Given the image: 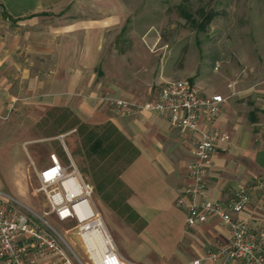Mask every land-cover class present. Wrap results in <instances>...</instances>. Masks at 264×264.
Masks as SVG:
<instances>
[{"label":"crops","instance_id":"obj_1","mask_svg":"<svg viewBox=\"0 0 264 264\" xmlns=\"http://www.w3.org/2000/svg\"><path fill=\"white\" fill-rule=\"evenodd\" d=\"M69 1L0 0V117L9 115L10 124L9 129H0V136L18 138L22 145L30 143L36 124L56 109H69L88 125L114 127L133 147L118 175L126 193L122 222L115 208H106L104 217L93 204L118 253L135 264H189L229 239L227 228L215 217L187 228L186 211L177 205L181 189L189 183L186 167L192 159L191 137L180 134L159 115H122L108 103L114 98L150 101L168 79L138 76L136 68H126L123 55L115 56L113 62L109 59L105 67V22L68 23L64 8ZM137 46L147 59L149 53L141 44ZM262 58L249 73L227 80L218 89L206 86L202 94L227 95V84L235 82L237 94L223 105L216 122L230 135L232 145L228 153L213 156L206 197L224 201L237 190L249 193L250 204L239 217L264 227ZM59 147L49 146V155L55 154L64 163L57 154ZM49 155L38 165L32 159L30 166L23 161L17 165L24 173L21 179L36 177L35 172L49 163Z\"/></svg>","mask_w":264,"mask_h":264},{"label":"rangeland","instance_id":"obj_2","mask_svg":"<svg viewBox=\"0 0 264 264\" xmlns=\"http://www.w3.org/2000/svg\"><path fill=\"white\" fill-rule=\"evenodd\" d=\"M64 11L68 23L105 22V67L109 59L113 62L115 56L123 55L126 68H136L138 76L184 79L201 93L206 86L218 89L227 80L249 73L264 56V0H72ZM209 15L212 19L207 25ZM58 17L53 15V19ZM139 44L149 53L147 59L136 48ZM138 62L142 63L139 67ZM8 117H0V129L10 128ZM80 124L85 123L69 109H56L36 124L30 143L22 145L18 138L0 136V189L41 216L84 264H91L75 223L45 216L48 207L38 192L36 177L21 179L24 173L17 167L22 161L30 166L29 159L35 165L48 160L49 146L59 145V158L67 163L68 153L92 186L99 212L105 217L106 208H115L122 222L126 193L118 175L129 155L119 148L104 157L90 154Z\"/></svg>","mask_w":264,"mask_h":264},{"label":"built area","instance_id":"obj_3","mask_svg":"<svg viewBox=\"0 0 264 264\" xmlns=\"http://www.w3.org/2000/svg\"><path fill=\"white\" fill-rule=\"evenodd\" d=\"M235 82L227 84L229 93L204 95L184 79L160 84L150 101L108 99L110 107L122 115L141 113L163 117L180 134L191 137L192 159L186 167L189 181L181 189L177 205L186 211L185 226L203 225L217 218L229 232V239L216 243L189 264H264V227L257 221L242 219L251 197L245 191H234L227 200L212 201L206 197V177L212 158L228 153L230 135L216 126L223 105L237 94ZM67 163L55 154L49 163L36 171L38 192L44 195L48 210L60 223L74 222L77 234L91 264H135L123 258L104 221L93 204L92 186L85 181L67 153ZM96 236L103 247L99 260L92 256L88 236ZM0 264H84L62 235L33 210L0 189Z\"/></svg>","mask_w":264,"mask_h":264},{"label":"trees","instance_id":"obj_4","mask_svg":"<svg viewBox=\"0 0 264 264\" xmlns=\"http://www.w3.org/2000/svg\"><path fill=\"white\" fill-rule=\"evenodd\" d=\"M212 19V15L207 18V25ZM207 27V26H206ZM83 130L82 136L85 137L86 145L90 154L104 157L116 148H119L126 154L133 153V147L126 141L119 132L110 125L104 126H90L87 124H80ZM98 129L101 133H98ZM128 162V161H126Z\"/></svg>","mask_w":264,"mask_h":264},{"label":"bare ground","instance_id":"obj_5","mask_svg":"<svg viewBox=\"0 0 264 264\" xmlns=\"http://www.w3.org/2000/svg\"><path fill=\"white\" fill-rule=\"evenodd\" d=\"M87 244L89 245V247H91L92 249V256L93 258L97 261L99 260V257L101 256L102 252H103V247L101 246V244L99 243V240L96 236H88L86 238Z\"/></svg>","mask_w":264,"mask_h":264}]
</instances>
